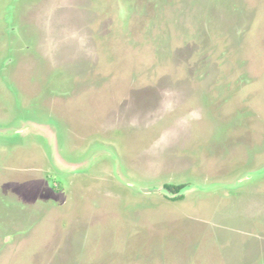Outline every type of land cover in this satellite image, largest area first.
<instances>
[{
	"label": "rangeland",
	"instance_id": "rangeland-1",
	"mask_svg": "<svg viewBox=\"0 0 264 264\" xmlns=\"http://www.w3.org/2000/svg\"><path fill=\"white\" fill-rule=\"evenodd\" d=\"M0 264H264V0H0Z\"/></svg>",
	"mask_w": 264,
	"mask_h": 264
},
{
	"label": "trees",
	"instance_id": "trees-1",
	"mask_svg": "<svg viewBox=\"0 0 264 264\" xmlns=\"http://www.w3.org/2000/svg\"><path fill=\"white\" fill-rule=\"evenodd\" d=\"M166 187L170 190V191H173L175 193H179L184 187L185 185L184 184H179V185H173V184H168L166 185ZM180 199H183V194H180L178 196H176L175 200H180Z\"/></svg>",
	"mask_w": 264,
	"mask_h": 264
},
{
	"label": "water",
	"instance_id": "water-1",
	"mask_svg": "<svg viewBox=\"0 0 264 264\" xmlns=\"http://www.w3.org/2000/svg\"><path fill=\"white\" fill-rule=\"evenodd\" d=\"M148 191H150V190H148Z\"/></svg>",
	"mask_w": 264,
	"mask_h": 264
}]
</instances>
